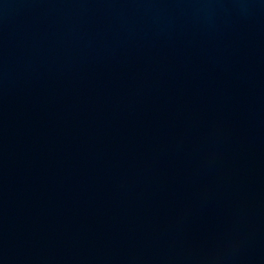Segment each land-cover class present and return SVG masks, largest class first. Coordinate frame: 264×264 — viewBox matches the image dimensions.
Returning <instances> with one entry per match:
<instances>
[{"label": "water", "instance_id": "water-1", "mask_svg": "<svg viewBox=\"0 0 264 264\" xmlns=\"http://www.w3.org/2000/svg\"><path fill=\"white\" fill-rule=\"evenodd\" d=\"M0 264H264V0H0Z\"/></svg>", "mask_w": 264, "mask_h": 264}]
</instances>
